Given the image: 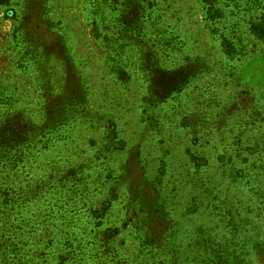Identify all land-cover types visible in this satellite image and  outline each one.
I'll list each match as a JSON object with an SVG mask.
<instances>
[{"label": "rangeland", "instance_id": "rangeland-1", "mask_svg": "<svg viewBox=\"0 0 264 264\" xmlns=\"http://www.w3.org/2000/svg\"><path fill=\"white\" fill-rule=\"evenodd\" d=\"M0 264H264V0H0Z\"/></svg>", "mask_w": 264, "mask_h": 264}]
</instances>
